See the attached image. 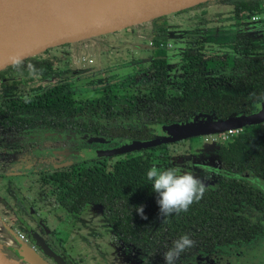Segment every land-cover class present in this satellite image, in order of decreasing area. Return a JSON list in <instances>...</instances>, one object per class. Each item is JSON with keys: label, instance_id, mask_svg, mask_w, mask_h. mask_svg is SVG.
<instances>
[{"label": "trees", "instance_id": "trees-1", "mask_svg": "<svg viewBox=\"0 0 264 264\" xmlns=\"http://www.w3.org/2000/svg\"><path fill=\"white\" fill-rule=\"evenodd\" d=\"M237 5V12L246 8L242 3ZM159 50V55L165 54L164 49ZM204 56L197 49H186L184 74L174 96L166 88L165 58L153 61L152 90L147 99L137 105L141 115L134 120L133 129H106L77 120L72 92L59 84L32 89L28 95L14 88L3 91L21 95L7 107L20 113L10 124L19 123L29 128L41 123L42 127L56 132L71 126L107 136L126 135L136 141L156 137L153 128L187 122L194 117L225 119L247 114L264 100V56L254 55L249 41L242 35L237 39L228 73L214 74L205 67ZM22 61L21 69L11 65L0 71V78L16 75L19 76L16 82L23 84L31 76L28 64L35 65L42 78L52 77L51 64L40 59L39 54ZM25 96L32 97L30 103L24 102ZM216 136L220 138L219 155L226 171L220 173L217 188H206L203 198L179 215L159 216L157 194L152 191V182L146 175L152 167L151 158L140 152L118 160L110 171L98 168L83 171L77 163L68 169L49 172L48 179L54 185L58 203L71 213H78L90 204L103 206L113 233L127 242L149 244L152 235L168 230L178 238L188 234L195 241V245L185 251L186 255H194L200 243L212 249L226 247L249 240L259 230L245 210L264 212V196L237 173H248L264 182V130L256 124ZM160 147L163 145L152 149ZM140 205H144L147 219H142L135 211Z\"/></svg>", "mask_w": 264, "mask_h": 264}, {"label": "rangeland", "instance_id": "rangeland-1", "mask_svg": "<svg viewBox=\"0 0 264 264\" xmlns=\"http://www.w3.org/2000/svg\"><path fill=\"white\" fill-rule=\"evenodd\" d=\"M219 3H221V0H213L204 4V6L201 5L194 9L169 14L164 20L160 21V24L158 23L160 26L158 25L157 27L151 22H146L121 29L116 34L110 33V35L102 39H95L94 36L91 37L93 40L88 38L73 42L70 46L66 45L56 50L50 49V51L42 55L49 57L54 62V76L45 80H40L38 77L30 78L29 80H32L35 84L40 83L46 86L49 82L58 80L62 75L67 74L69 75L68 83L73 93L76 108L75 117L79 121L92 122L95 125L106 126L107 128H133L136 124L134 122L136 116H133L130 111L134 109L135 85L139 83L140 86L147 85L146 79L149 78L151 73L148 70V53H140L138 48L150 46L148 36L153 28H160L164 24L166 31H168L167 52L169 55V89L171 92L177 89L176 83H180V78L183 75L182 54L185 47L202 44L206 52L204 65L207 69L216 70V68L227 65L231 61L235 32L239 28L245 27L246 21L241 23L222 21L220 25L224 26L221 29L227 33L221 38L215 36L217 33L215 27L219 26L214 24V21H211L207 37L201 39V42L195 43L199 35L191 32L198 28L200 21H204V24H207V19L217 20L221 14L231 17L233 13L231 7L223 8L225 10L222 11L215 10L219 9L215 7V4ZM262 27H264V24ZM230 29L233 31L229 33ZM140 37L144 39H140ZM263 42L264 36L261 43L263 44ZM82 59L92 60V66L88 65L91 67L81 69L82 67L79 63ZM147 71H149L148 74ZM106 85H111L109 97L104 93V86ZM159 128L160 126L153 128L152 132L159 133ZM262 128L264 130V126ZM60 139H64V141L49 139L46 142L33 141L30 144L35 145L36 149H41L43 154H47L43 157V159L46 158L47 162L42 160L41 164H35L33 161H27V159L24 162H19L20 164L11 162L4 168H0V178L2 177L0 179V218L5 219L7 226H12L13 221L8 217L31 218L32 216L29 214V207H31L32 210L40 213L42 218L48 221L47 225L49 228L53 227L56 231H59L56 234L60 236L65 247L70 249L75 261L80 260L82 264L140 263L141 254L138 249L114 240L111 242L110 239L112 238L108 237L109 234L106 228H101V231L107 236L100 234L98 240L92 237L93 234H98L100 231V226L95 224V217L92 216L94 213H99L98 206H89L81 214V218L85 219L82 221L83 224H78V215L73 216L65 213L64 209L56 202L52 191L54 185L51 181H48V179L42 180L41 176L36 173L41 170L51 171L61 163L72 160L69 155L60 156V152H53V149L58 150L71 144L65 141L66 138ZM219 139L216 135L193 137L182 143L145 149L140 153L150 155L153 166L160 169L166 168L168 159H170V156L174 157V155L186 157L187 159H196L198 160L197 163H201L203 158H208L206 146H218ZM83 143V141L79 140L74 142V145ZM97 144L103 143H93V145ZM11 149H15V147ZM29 149L30 147H25V151L28 152ZM83 149L85 150V148ZM83 149H79L77 154L80 155L82 160L90 159L85 157ZM104 157L109 156L95 158ZM126 157V154H122L105 159L106 168L108 169L115 160ZM179 159L188 172L202 179L207 177L203 169L195 167L194 162L184 161L186 159L182 158ZM1 160L2 158H0ZM90 165H92V162L84 166L83 170L86 171ZM179 170L180 172L183 171L181 165ZM15 174H20L22 177H13ZM261 193L264 196V189ZM245 214L251 221L261 223L264 229V215L258 214L251 209H247ZM57 218L62 223L57 224ZM74 224L76 227H74ZM77 227L79 228L78 231L82 232V236H79ZM0 228H2L0 233L5 234V232H8L6 226H2L1 223ZM262 237L263 240L261 242L263 243L264 234H262ZM4 238L5 240L10 238V243L13 246L15 245L16 242L10 233L9 235L5 234ZM28 244H30L29 241ZM0 246L3 247L1 242ZM4 247L3 251L7 254V257L11 258V253H8Z\"/></svg>", "mask_w": 264, "mask_h": 264}, {"label": "flooded vegetation", "instance_id": "flooded-vegetation-1", "mask_svg": "<svg viewBox=\"0 0 264 264\" xmlns=\"http://www.w3.org/2000/svg\"><path fill=\"white\" fill-rule=\"evenodd\" d=\"M209 1H213V0L205 1L203 3L197 4L193 7H190V8L184 9V10H189L192 8L194 9L195 7H198L201 5L204 6V4H206ZM241 3L243 5H245L246 8L242 9L240 12H237L238 11V5L237 4H241ZM215 7L219 8V9H215L216 11H222V10H225L223 8H226V7L230 8L231 7L233 10V13H232L231 17H226V15L219 13V14H221L218 17L219 19H217V20L207 19V21H208L207 24H204L205 23L204 21H200L198 28L191 31L194 34L196 33L199 35V37L196 38L197 40L195 39L196 40L195 43L201 42V39H203L204 37H207V31L209 29L210 24L213 21H214L213 22L214 24H217V26H219V27H215L217 29V33L215 34V36L219 37V38L223 37L227 33V32H223L225 30L222 31V29H221L224 26V25H220V23H222V21L223 22L230 21L233 23H237V22L241 23L242 21H246V25H245V27L239 28L235 32L233 46H232V59H231V61L227 65L220 66V67L216 68V70H212V69H210V70L214 71V74H216L217 76H221V74L229 72V67L233 63L234 48H235L237 39L240 38L241 35L249 41V46L252 48V53L254 55L264 56V42H263V44L261 43L263 41V36H264V34H263L264 27H262V25L264 24V0H221V3L215 4ZM167 15H169V14H167ZM167 15L157 17V18H155L151 21H148V22H151V24H153V25H155V27H157L160 24V21L164 20ZM119 31L120 30L113 31L110 33L116 34ZM231 31H233V30L230 29L229 33ZM167 32L168 31H166L164 24H162L160 28H153L151 30L149 36H148L150 46L144 47V48H142V47L138 48L140 53H144V52L148 53V57H147L148 63H149V69L148 70L151 73H150L149 78L146 79L147 85L140 86V83L135 85L136 92H135L134 99H133V103H134L133 108L134 109H132L130 111V113L133 114V116H136V118L141 115V111L137 106L138 103H143L147 99L148 94L152 90V86L154 83V78L152 76V68H153V61L156 58H165V63H166L167 71H168V73H167V87L166 88H167L168 92L170 93V95L174 96L176 94V92L179 91V84L180 83L179 84L176 83L177 89L175 91L171 92L169 89V83H170L169 70H170V67L168 65L169 55L167 52V41H168V37H167L168 33ZM110 33L98 35V36H95L94 38L95 39H98V38L102 39V38L110 35ZM140 39H144V38L140 37ZM89 40H93V38H91ZM70 44L71 43L62 44V45H59V46H56L53 48H49V49L39 53L40 59L47 60L51 64V70L53 73L52 77L55 74L53 71L54 62H52L49 59V57H44L42 54L47 52V51H50V49L56 50L57 48H61V47L66 46V45L70 46ZM189 48H193V49H197L198 51H202L205 54L204 59L206 58V52H205V49H204L202 44L185 47L183 50V54H182L183 74H184V69H185L184 53H185L186 49H189ZM159 49H164L165 54L159 55L158 54L160 51ZM92 63H93L92 60L82 59L79 64H81V67H82L81 69H84V68L91 67ZM88 65H91V66H88ZM149 71H147V74ZM14 73H16V72H14ZM68 76L69 75H67V74L62 75L58 80H55L53 82H49L46 86L42 85L40 83L35 84L32 80L30 81L29 79L38 77L40 80H45V79H50L52 77L42 78L40 75L28 76V78H26V82L23 84H18L16 82L19 79V76H16V75L13 77H10V78H6V77L0 78V158H2V160L0 161V168H4V166L9 165L11 162L19 163V162H24L27 159H28L27 161H33L35 164H37V163L41 164L42 160H44L43 162H47L46 158L43 159V157H45L47 154H43L41 152L42 151L41 149H36L35 145H30V144H32L33 141H45L46 142V141H49V139H54L56 141H64V139L62 140L60 138H66L65 141L70 142L71 144H69L67 147L60 148L58 150L53 149V152H55V151L60 152V154H61L60 156L69 155L72 157V160L61 163L57 167L53 168L51 171H42L41 170L39 172H36L41 176L42 180L48 179V173L49 172H52L54 170H60V169H68V168H71V166H75L77 163L80 164V167L83 170L84 166H86L87 164L92 162V165H90L86 171H89V170H92L95 168L101 169L102 171H110L112 169L113 164L115 162H117L118 160H121V159L115 160L114 162H112L110 164L109 168L107 169L105 159H107V158L110 159L114 156H118V155H122V154H116V155H112V156L104 157V158L89 157L90 159L82 160L80 158V155L77 154V152L79 149H83V148H105V149L122 148L123 146L127 145L128 143L133 142V139H131L130 137H128L126 135L120 136V134H119V135L107 136L104 134H96L94 132H86V130H84L83 128L78 129V128H74L71 126L60 131V132H56V130H54L53 128L42 127L41 123H38V125H35L33 127H29V128L22 126L19 123L15 124V125L10 124L11 121L14 122V118L16 117V115H19L20 113L18 112V114H16V111L10 110L7 107L9 105L13 104V102H11V101H14L13 99L21 97V95L20 94H17V95L8 94V93H4L3 91H5L9 88H14L15 90H20L23 93V95H28L32 89H34L36 91V90H38V88L46 89L47 87H51L54 84H59V85L65 87L66 89H68L69 91L72 92V90L70 89V84L68 83V81H69ZM182 76L180 78V81L182 79ZM110 86L111 85L104 86V93L107 97H109L110 93H111ZM72 95H73V93H72ZM263 109H264V100L257 103L249 113L239 114V115H251V114H254V113H256L260 110H263ZM75 115H76V108H75ZM239 115H236V116H239ZM87 123L93 124L92 122H87ZM93 125H95V124H93ZM259 125L262 128V126H264V122L259 124ZM95 126L103 127V126H98V125H95ZM103 128L114 129V130L115 129H120V130L121 129H126V130L133 129V128L127 129V128H113V127L107 128L106 126H104ZM241 129H243V128H241ZM241 129H238V130H241ZM153 134H155V136H157V133L153 132ZM92 135L103 137L104 140L94 141V140H88L87 138H84V136H92ZM206 136H210V135H206ZM69 137H71V138H69ZM223 138H224V140H227L225 136H223ZM79 140L83 141L84 143L74 145V142H77ZM186 140H188V139H184V140H180V141H176V142H172V143H165L162 145H163V147H166L168 144H178V143H182ZM94 142H102L103 144L93 145ZM162 145H159V146H162ZM12 147H15V149H11ZM25 147H30L28 152L25 151ZM147 149H152V148H147ZM141 151H134V152L137 153V152H141ZM206 151L208 152V158H203L201 163H197L198 160H196V159H187L186 157H179L178 155H174V157L170 156V159H168L167 167L164 169H167V168H178L179 169V167L181 165L183 171H181L180 173L183 174V173L188 172V171L185 168V165L182 164V161H180L179 158L186 159L184 161H187V160L192 161V162H194L195 167L203 169L205 174L207 175V177L205 179L200 178L203 181V183L205 184V187L206 188H217L219 185L220 173L225 172L226 168L223 166L222 160H221L220 155H219V145L216 147L207 145ZM134 152L127 153L130 155L126 154V156H131V154L134 155ZM122 159H125V158H122ZM151 165L153 166L152 160H151ZM83 171H85V170H83ZM237 174L239 175L240 179L247 180V182H249V184L252 187H257L260 193L264 189V182H262L259 178H255V176H253V175L251 176L248 173L241 174V175L239 173H237ZM21 175H22V173H21ZM21 175L15 174V176H13V177H22ZM245 177H249V178H245ZM48 181H50V180L48 179ZM251 182H253L255 184H252ZM52 191H54V189ZM53 195H54V192H53ZM54 197L56 200L55 195H54ZM56 202L58 203L57 200H56ZM58 205L64 209L65 213H67L69 215H73V216L78 215L77 216L78 224H81L82 221L85 220V219L81 218V214L85 210H87V208L89 206H91L92 204L85 206L78 213H71L68 210H66L63 206H61L59 203H58ZM95 206L99 207V213H97V214L94 213V214H92V216L95 217V224L100 226V231L98 232V234H93L92 237H94L95 239L98 240L100 234L105 235L101 231V228L104 227L107 229V232L109 234L108 237L112 238V239H110L111 242L114 240L116 242L124 243L126 245H129V246H132V247L138 249L139 253L141 254V261L138 264H164L163 254L172 246L173 241L178 239V237H176V235L170 233L167 230L161 234L159 232H157L154 235H152L148 239V242H150L149 244H147V243L139 244V243L134 242V241H133V243L127 242V241L123 240L122 238L117 237L113 233V230L110 226V222L108 221V218L106 216V212L104 211L103 206H101V205H95ZM248 209H251V208H248ZM251 210H254V209H251ZM254 211H256L258 214L264 215V212H261L258 210H254ZM29 214L32 217L30 216L31 218L28 217L26 219L23 217H16V216L8 217V218H11V220L13 221L12 226H7V224H5V219L2 218L4 220L3 221L0 218L1 225L2 226L5 225L7 230H8V232H5V234L9 235L10 231H14V233H16V235H18V237L21 240L20 241L19 239L16 238V240L18 242L28 243L29 231L27 230L26 227L31 226V227H33V229H35L38 233H40L42 235L45 243H47L50 246V248L57 255H60L61 257H63L69 264H82L80 260L75 261V259H73L70 249L65 247V244L61 240L60 236L58 234H56V232L59 233V231H56L53 227L49 228L47 225L48 221H46L45 218H42V215H40V213L35 212L34 210H32L31 207H29ZM50 216H51V214H50ZM252 222L258 227L259 230L257 232H255L254 236L252 238H250L249 240L239 241V242L227 245L226 247L224 246L221 248H213V249L207 248L206 245H201V243H200V244L196 245L195 252L193 253L194 255H190V254L186 255V253L183 252L181 254L180 258L176 261V264H264V242L263 243L261 242V240H263L262 234H264V229H263L262 224L259 223L258 221H256V222L252 221ZM59 223H62V221H60L59 218H57V224H59ZM85 224L87 225V223H85ZM74 227H76L75 224H74ZM84 227H85V225H84ZM1 230H2V228H0V232H1ZM78 230H79V228L77 229V231ZM78 233L80 234L79 236H82L81 235L82 232L78 231ZM5 234L0 233V242L5 246L6 245L12 246V244L10 245L8 243V239L5 240V238H4ZM19 234H21V236ZM105 236H107V235H105ZM16 240H15V242H16ZM31 246L45 261H47L49 264H55L53 262V260L50 258H47L41 250H39L37 247H35L33 245H31ZM21 264H25V262H23ZM109 264H111V263H109Z\"/></svg>", "mask_w": 264, "mask_h": 264}, {"label": "water", "instance_id": "water-1", "mask_svg": "<svg viewBox=\"0 0 264 264\" xmlns=\"http://www.w3.org/2000/svg\"><path fill=\"white\" fill-rule=\"evenodd\" d=\"M208 0H0V71L49 48L82 41L94 36L136 26L157 17L175 13ZM264 122V109L251 115L212 119L191 118L178 124L162 125L158 136L136 140L122 148H85V157L112 156L141 151L165 143L193 137L217 135ZM88 140H104L100 136H84ZM29 242L0 246V264H49L31 245L37 247L55 264H69L45 243L42 235L27 226ZM21 241V240H20Z\"/></svg>", "mask_w": 264, "mask_h": 264}, {"label": "clouds", "instance_id": "clouds-1", "mask_svg": "<svg viewBox=\"0 0 264 264\" xmlns=\"http://www.w3.org/2000/svg\"><path fill=\"white\" fill-rule=\"evenodd\" d=\"M13 67L21 69L23 61L14 57ZM27 70L31 76L38 75L35 65L28 64ZM23 99L25 103H30L32 97L25 96ZM146 175L152 182V191L157 194L156 203L159 206L160 217L187 212L193 203L203 198L206 191L205 184L199 177L191 172L181 174L178 168L160 169L152 166ZM135 211L142 219H147L144 214V205L137 206ZM194 245L195 241L188 234L180 236L163 254L164 264H176L181 254Z\"/></svg>", "mask_w": 264, "mask_h": 264}, {"label": "crops", "instance_id": "crops-1", "mask_svg": "<svg viewBox=\"0 0 264 264\" xmlns=\"http://www.w3.org/2000/svg\"><path fill=\"white\" fill-rule=\"evenodd\" d=\"M8 239V243L11 245V239L10 238H7ZM3 246H5V245H3ZM8 245H6L5 247H7Z\"/></svg>", "mask_w": 264, "mask_h": 264}, {"label": "built area", "instance_id": "built-area-1", "mask_svg": "<svg viewBox=\"0 0 264 264\" xmlns=\"http://www.w3.org/2000/svg\"><path fill=\"white\" fill-rule=\"evenodd\" d=\"M233 131H237V130H232V131H228L229 133H232ZM21 236V234H19Z\"/></svg>", "mask_w": 264, "mask_h": 264}]
</instances>
